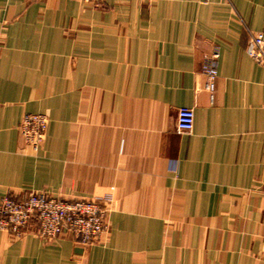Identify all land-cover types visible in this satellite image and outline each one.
<instances>
[{
	"label": "crops",
	"instance_id": "0c3cea01",
	"mask_svg": "<svg viewBox=\"0 0 264 264\" xmlns=\"http://www.w3.org/2000/svg\"><path fill=\"white\" fill-rule=\"evenodd\" d=\"M258 31L264 0H0V197L108 205L88 245L0 230V264H264ZM25 113L47 116L35 151Z\"/></svg>",
	"mask_w": 264,
	"mask_h": 264
},
{
	"label": "built area",
	"instance_id": "2783aa9c",
	"mask_svg": "<svg viewBox=\"0 0 264 264\" xmlns=\"http://www.w3.org/2000/svg\"><path fill=\"white\" fill-rule=\"evenodd\" d=\"M93 1V0H85ZM208 2L209 0H202ZM248 55L264 67V32H251L246 47ZM213 52L202 66L206 76L205 88L212 92L217 71ZM192 108L177 110L176 127L180 132L192 130ZM47 128L44 113H25L18 125L23 142L33 151L41 145ZM108 205L102 199H70L50 195L44 191H29L14 196L4 193L0 197V230L15 237L31 233L44 240H52L62 232L69 233L82 244L99 240L106 230Z\"/></svg>",
	"mask_w": 264,
	"mask_h": 264
},
{
	"label": "rangeland",
	"instance_id": "374dc122",
	"mask_svg": "<svg viewBox=\"0 0 264 264\" xmlns=\"http://www.w3.org/2000/svg\"><path fill=\"white\" fill-rule=\"evenodd\" d=\"M85 1V0H84Z\"/></svg>",
	"mask_w": 264,
	"mask_h": 264
}]
</instances>
